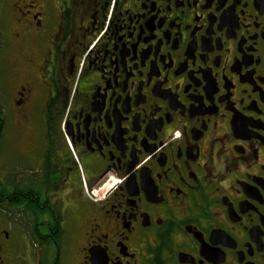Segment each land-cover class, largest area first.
I'll return each instance as SVG.
<instances>
[{
    "label": "flooded vegetation",
    "instance_id": "flooded-vegetation-1",
    "mask_svg": "<svg viewBox=\"0 0 264 264\" xmlns=\"http://www.w3.org/2000/svg\"><path fill=\"white\" fill-rule=\"evenodd\" d=\"M0 264H264V0H0Z\"/></svg>",
    "mask_w": 264,
    "mask_h": 264
},
{
    "label": "rangeland",
    "instance_id": "rangeland-1",
    "mask_svg": "<svg viewBox=\"0 0 264 264\" xmlns=\"http://www.w3.org/2000/svg\"><path fill=\"white\" fill-rule=\"evenodd\" d=\"M2 151H4L3 148H2ZM7 152L8 151H4L3 152V155H4L5 158H8V156H9V154ZM14 155L18 156V154H16V153H14Z\"/></svg>",
    "mask_w": 264,
    "mask_h": 264
},
{
    "label": "built area",
    "instance_id": "built-area-1",
    "mask_svg": "<svg viewBox=\"0 0 264 264\" xmlns=\"http://www.w3.org/2000/svg\"><path fill=\"white\" fill-rule=\"evenodd\" d=\"M90 196H91L92 198H96V196H97L96 191H91V192H90Z\"/></svg>",
    "mask_w": 264,
    "mask_h": 264
}]
</instances>
